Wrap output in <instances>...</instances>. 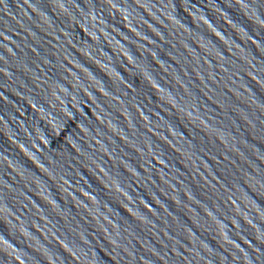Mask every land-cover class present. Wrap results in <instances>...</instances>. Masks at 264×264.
<instances>
[{
	"label": "water",
	"instance_id": "water-1",
	"mask_svg": "<svg viewBox=\"0 0 264 264\" xmlns=\"http://www.w3.org/2000/svg\"><path fill=\"white\" fill-rule=\"evenodd\" d=\"M0 264H264V0H0Z\"/></svg>",
	"mask_w": 264,
	"mask_h": 264
}]
</instances>
